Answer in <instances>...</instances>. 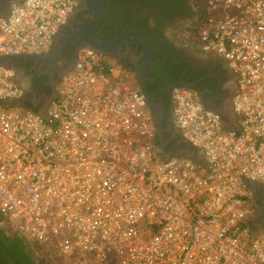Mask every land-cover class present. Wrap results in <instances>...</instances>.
Wrapping results in <instances>:
<instances>
[{
	"label": "built area",
	"instance_id": "1",
	"mask_svg": "<svg viewBox=\"0 0 264 264\" xmlns=\"http://www.w3.org/2000/svg\"><path fill=\"white\" fill-rule=\"evenodd\" d=\"M79 0H23L0 19V57L51 51ZM203 51L239 76L240 126L175 86L178 127L208 164L164 156L132 68L84 47L45 115L0 65V222L37 255L101 264H264L251 232L264 183V0H208ZM67 259V258H66Z\"/></svg>",
	"mask_w": 264,
	"mask_h": 264
},
{
	"label": "flooded vegetation",
	"instance_id": "2",
	"mask_svg": "<svg viewBox=\"0 0 264 264\" xmlns=\"http://www.w3.org/2000/svg\"><path fill=\"white\" fill-rule=\"evenodd\" d=\"M18 1L0 0V16L9 14ZM101 1L106 13L96 30L98 8L93 3L79 2L61 27L50 52L37 54L39 59L16 60L14 75L21 80L18 82L23 89L22 106L38 110L58 93L84 48V39L94 29L93 41L105 45L114 43L107 48L110 55L132 68L137 77L148 66L147 86L149 93L155 94L153 102L162 109L167 150L176 153L183 148L195 149L190 142H182L177 134L175 86L180 83L191 86L207 108L218 111L225 104H234L240 91L239 76L226 59L207 55L197 48L194 52L174 32L184 20L196 13L202 14L195 9L197 0ZM256 201V227L263 229L264 184L256 194Z\"/></svg>",
	"mask_w": 264,
	"mask_h": 264
},
{
	"label": "water",
	"instance_id": "3",
	"mask_svg": "<svg viewBox=\"0 0 264 264\" xmlns=\"http://www.w3.org/2000/svg\"><path fill=\"white\" fill-rule=\"evenodd\" d=\"M79 2L93 3L98 8V11H99V17L98 18L99 19L97 21L96 26H94V28L96 30L100 26L101 22L103 21V18H104L105 13H106L105 6H104L103 2L101 0H79ZM93 31H94V29H93ZM93 31L88 36V38L84 39V41H85L84 47H88V48H91L93 50H96L97 52L110 55L109 49H107V48L109 46L114 45V43H112V45H105V44L95 43L93 41V39H92ZM25 57L26 58H31V59H34V58L39 59L40 58L37 54H13V55L1 56L0 57V65L6 66V67H10V68H13L15 70L16 69V67H15L16 60L20 59V58H25ZM147 69H148V66H145L142 69V71H141V73H140L138 78H139V82L141 84L142 91L144 92V94L147 97L149 107H150V109L153 112V119H154V122L156 123L157 129H158V132H159V135H160L161 146H162L164 155L166 157L185 155V156H187L189 158L194 159L195 161H198V162H201V163L207 165L208 164V160L206 158V155H205L204 151H202V150L183 148V149H180L179 151H177L176 153H174V152L172 153V152H169L167 150L168 141L165 139L166 137H165V128L163 126L162 109H161V106L157 105L152 100V98H153V96L155 94L149 93L148 86H147V81H146V79H147ZM15 79L17 81H19V82L21 81L19 78H15ZM178 85H183V86H186L188 88H192L191 86H189L187 84H184V83L177 84L176 86H178ZM56 97H57V94L52 96L49 100H47V102L41 108H39L38 110H36V109L35 110L39 114L45 115L49 104ZM211 110H213V111H215V112H217L219 114L218 110H214V109H211ZM159 111L161 113H159ZM229 128L233 129L234 127H229ZM180 130L179 129L177 130V134L181 137L182 142L188 143L189 141L184 136L183 131L182 130L180 131ZM257 183L260 184V187L262 186V184H264L263 182H257ZM251 221L254 222V223H257L258 219L256 217H253V218H251Z\"/></svg>",
	"mask_w": 264,
	"mask_h": 264
},
{
	"label": "crops",
	"instance_id": "4",
	"mask_svg": "<svg viewBox=\"0 0 264 264\" xmlns=\"http://www.w3.org/2000/svg\"><path fill=\"white\" fill-rule=\"evenodd\" d=\"M22 1L23 0H20L17 3L22 2ZM207 6H208V0H197V2H195V7H196L195 9L197 11L200 10V12L202 14L196 13V15L189 17L187 20H184V24H182L180 26V28L175 30L174 32L178 35H181L183 38V41L185 43L189 44L188 46H191V48H192L191 50L194 49L193 50L194 52H195V49L197 48V49H199V51H202V53H206L207 55H212L214 57H217L218 59H223L222 57H218L214 54L207 53V52L203 51L202 46H201L200 32H201L202 26H204V23H205V21H204L205 13L203 14V11L205 9V12H206ZM10 13L7 15H4V16H0V19L9 17ZM6 104L8 105V107H11V108H20V109L26 108V107L22 106L23 105V99L22 100L19 99L16 101H8V102H6ZM151 112H152V110H151ZM219 114L221 115V118L223 120L225 127L237 128L240 126L239 115L237 114L233 103L230 105L225 104V105L221 106V108L219 110ZM152 115H153V112H152ZM174 116H175V114H174ZM178 129L180 130L179 127H178ZM159 139H160V135H159ZM160 144H161V139H160ZM181 156H185V155H181ZM248 185H249V188L251 189V192L256 197L257 192L261 188L260 184L257 182L250 181L248 183ZM254 217H256L258 219V215L254 216ZM257 225L258 224L252 222L251 219H248L246 222V226L250 228L252 233L261 230V228L259 229V227H256Z\"/></svg>",
	"mask_w": 264,
	"mask_h": 264
},
{
	"label": "trees",
	"instance_id": "5",
	"mask_svg": "<svg viewBox=\"0 0 264 264\" xmlns=\"http://www.w3.org/2000/svg\"><path fill=\"white\" fill-rule=\"evenodd\" d=\"M5 226L0 222V264H59L51 256L35 254L26 238Z\"/></svg>",
	"mask_w": 264,
	"mask_h": 264
},
{
	"label": "rangeland",
	"instance_id": "6",
	"mask_svg": "<svg viewBox=\"0 0 264 264\" xmlns=\"http://www.w3.org/2000/svg\"><path fill=\"white\" fill-rule=\"evenodd\" d=\"M7 229H10V226H5ZM67 258V259H66ZM56 263L59 264H101L98 260L94 258H77V257H67L65 255H56Z\"/></svg>",
	"mask_w": 264,
	"mask_h": 264
}]
</instances>
